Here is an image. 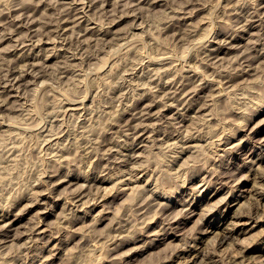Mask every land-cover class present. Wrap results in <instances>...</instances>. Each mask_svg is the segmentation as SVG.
Instances as JSON below:
<instances>
[{
  "label": "rangeland",
  "instance_id": "obj_1",
  "mask_svg": "<svg viewBox=\"0 0 264 264\" xmlns=\"http://www.w3.org/2000/svg\"><path fill=\"white\" fill-rule=\"evenodd\" d=\"M41 1L38 4V0H0V20L6 16L7 21L9 17L7 24L0 21V33L6 30L9 36L2 33L0 37L3 60L0 65H7L3 69L0 67V228L19 216L9 234L0 233V264H186L188 256L193 259L189 264H264V236L260 234L264 222L260 225L256 222L264 212L256 193L264 188V0ZM20 10H25V14ZM254 10H261L260 16ZM63 17L67 18L65 22ZM58 18L61 22L57 20L56 24ZM24 20L32 22L27 25ZM253 20L255 23L251 22ZM102 21L106 25L101 27ZM62 25L69 28L65 30ZM52 26L57 29L52 30ZM74 28L77 31H72ZM12 30L16 32H10ZM54 30L59 32H52ZM135 33L139 34L137 40H133L137 38ZM41 35L42 41L39 40ZM54 35H58L57 38ZM53 36L54 41L49 39ZM29 39L32 42L29 43ZM70 39L76 42H69ZM126 39L129 45L136 42L130 46L133 50H126L129 48L125 45ZM115 44L124 47L119 50ZM203 52L207 56L201 54ZM150 56L153 59L157 56L158 62ZM79 58L84 59V63ZM170 58L176 61L172 63ZM31 60L36 61L35 66L29 63ZM18 63L24 66L22 70ZM160 66L161 69L165 66V70L169 67L170 71L159 69V74ZM29 68H34L35 74ZM176 69L180 71L174 73ZM19 71L23 77L18 75ZM119 73L125 74L124 78L121 74L118 76ZM16 76L17 81L14 80ZM166 82L171 84L167 86ZM149 87L156 88L153 91ZM168 88L174 89V95ZM183 89L189 90L187 94ZM82 97L85 100L80 99ZM181 101L186 102H183L185 105ZM146 108L152 114H147ZM50 129L58 132L53 134ZM257 129L261 130L254 132ZM65 146L69 148L63 149ZM245 189L243 195L247 197L240 202L245 205L240 208L239 204H234V197ZM243 212L246 215L239 220ZM249 215L256 217L250 219ZM239 221L249 223L240 224ZM214 223L222 230L225 226L240 230L244 225L249 230L235 236L240 239L233 237L220 245V235L208 232ZM251 246L255 247L253 251L249 250ZM231 257H235V262Z\"/></svg>",
  "mask_w": 264,
  "mask_h": 264
},
{
  "label": "bare ground",
  "instance_id": "obj_2",
  "mask_svg": "<svg viewBox=\"0 0 264 264\" xmlns=\"http://www.w3.org/2000/svg\"><path fill=\"white\" fill-rule=\"evenodd\" d=\"M40 1H41V0H40ZM40 1L38 0V4H39ZM75 1H76V0H75ZM75 1H74V2H75ZM92 1H94V0H92ZM100 1L102 2V0H100ZM100 1H99V2H100ZM110 1H111V0H110ZM41 2H42V1H41ZM41 2H40V3H41ZM101 2H100V3H101ZM105 2H106V1H104V2H102V3H105ZM141 2H142V1H141ZM84 3H85V2H84ZM88 3H89V2H88ZM102 3H101V4H102ZM106 3H107V2H106ZM151 3H152V2H151ZM52 4H53V3H52ZM82 4H83V3H82ZM91 4H92V3H91ZM43 5H44V4H43ZM48 5H49V3H48ZM83 5H84V7H85L86 4H83ZM23 6H24V5H23ZM40 6H41V4H40ZM49 6H52V5L50 4ZM98 6H99V5H98ZM100 6H101V5H100ZM26 7H28V5H27ZM36 7H37V6H36ZM80 7H83V6H80ZM80 7H79V8H80ZM104 7H105V6H104ZM137 7H138V6H137ZM262 7H263V6H262ZM19 8H20V7H19ZM22 8H23V7H22ZM24 8H25V7H24ZM34 8H35V7H34ZM79 8H78V9H79ZM100 8H102V6H101ZM135 8H136V7H135ZM255 8H256V7H255ZM16 9H17V8H16ZM20 9H21V8H20ZM32 9H33V8H32ZM35 9H36V8H35ZM35 9H34V10H35ZM51 9H53V7H52ZM56 9H58V8H56ZM64 9H65V8H64ZM67 9H68V7H67ZM74 9H75V8H74ZM76 9H77V8H76ZM102 9H103V8H102ZM129 9H130V8H129ZM131 9H132V8H131ZM258 9H259V8H258ZM258 9H257V10H258ZM17 10H18L17 13H18V15H19V9H17ZM22 10H23V9H22ZM28 10H29V9H28ZM36 10H37V9H36ZM83 10H85V9H83ZM104 10H105V8H104ZM173 10H174V9H173ZM257 10H254V11L256 12ZM1 11H2V10H1ZM1 11H0V12H1ZM10 11H11V10H10ZM12 11H13V10H12ZM12 11H11V12H12ZM15 11H16V10H15ZM24 11H25V10H24ZM24 11L21 12V10H20L21 13H23ZM54 11H55V10H54ZM56 11H57V10H56ZM56 11H55V12H56ZM131 11H132V10H131ZM133 11H135V9H133ZM254 11H253V12H254ZM6 12H7V11H6ZM25 12H26V11H25ZM25 12H24V14H25ZM64 12H67V11H64ZM64 12H63V14H65ZM80 12H81V11H80ZM104 12H105V11H104ZM259 12L261 13V10H260ZM259 12H256V13H259ZM1 13H2V12H1ZM9 13H10V12H9ZM9 13L7 12V14H9ZM59 13L62 14V11L60 10ZM81 13H82V12H81ZM83 13H84V12H83ZM106 13H107V12H106ZM128 13H130V12H128ZM128 13H127V15H128ZM184 13H186V12H184ZM260 13H259V16H260ZM4 14H6V13H4ZM13 14L15 15L16 13H13ZM24 14H22V15H24ZM27 14H29V12H27ZM32 14H33V13H32ZM32 14H31V15H32ZM55 14H56V13H55ZM67 14H68V13H67ZM77 14H78V13H77ZM86 14H87V13H86ZM123 14H124V13H123ZM123 14H122V15H123ZM182 14H183V13H182ZM186 14H187V13H186ZM254 14H255V13H254ZM0 15H1V14H0ZM9 15H11V14H9ZM9 15H8V16H9ZM31 15H29V16H30V20L32 19ZM56 15H57V14H56ZM56 15H55V16H56ZM71 15H73V14H70V16H71ZM81 15H82V14H81ZM125 15H126V14H125ZM129 15H132V14H129ZM180 15H181V14H180ZM189 15H191V14H189ZM1 16H2V15H1ZM27 16H28V15H27ZM27 16H26V18H28ZM59 16H60V15H59ZM62 16H63V15H62ZM62 16H61V17H62ZM64 16H65V15H64ZM67 16H68V15H67ZM67 16H66V17H67ZM75 16L77 17V15H75ZM78 16L80 17V14H78ZM106 16H107V15H106ZM184 16H185V15H184ZM250 16H252V14H250ZM12 17H13V16H12ZM12 17H11V18H12ZM21 17H22V16H21ZM21 17H19V18H21ZM23 17H24V16H23ZM76 17H75V18H76ZM86 17H87V16H86ZM132 17H133V15H132ZM136 17H137V16H136ZM169 17H170V16H169ZM174 17H175V16H174ZM179 17H180V16H179ZM252 17H253V16H252ZM252 17H251V18H252ZM3 18H4V17H3ZM14 18H17V16H16V17L14 16ZM14 18H13V19H14ZM26 18H25V20H26ZM33 18H34V17H33ZM56 18H57V17H56ZM68 18H69V17H68ZM73 18H74V17L72 16L71 19H73ZM77 18H78V17H77ZM77 18H76V19H77ZM80 18H81V17H80ZM87 18H88V17H87ZM109 18H110V17H109ZM134 18H135V17H134ZM144 18H145V17H144ZM177 18H178V17H177ZM177 18L175 17V18H173V19H176V20H177ZM185 18H186V17H185ZM255 18H257V17H255ZM0 19H1V17H0ZM4 19H5V20H4ZM4 19H2V21H1V20H0V21H1V22L5 21V23H6L7 21H9V17H7V19H8L7 21H6V16H5ZM22 19H23V18H22ZM36 19H37V18H36ZM36 19H33V20L37 21ZM59 19H60V18L56 19V24H57V20H59ZM66 19H67V18H66ZM66 19H65V20H66ZM78 19H79V18H78ZM93 19H94V18H93ZM17 20H18V19H17ZM25 20H24V23H25V24L27 23V25H28L29 21L26 22ZM38 20H39V19H38ZM65 20H64V17H63L62 21L65 22ZM84 20H85V19H84ZM105 20H106V19H105ZM105 20H104V21H105ZM111 20H114V19H111ZM111 20H107V21L112 22ZM178 20H179V19H178ZM182 20H184V19H182ZM13 21H14V20H13ZM59 21H60V20H59ZM68 21H69V20H68ZM73 21H74V20H73ZM77 21H78V20H77ZM81 21H82V20H81ZM81 21H79V22H81ZM91 21H92V19H91ZM107 21H105V22H107ZM114 21H115V20H114ZM168 21H169V20H168ZM185 21H186V20H184V22H185ZM248 21H249V20H248ZM255 21H256V20H255ZM10 22H12L11 19H10ZM16 22H17V21H16ZM31 22H32V21H31ZM31 22H30V23H31ZM37 22H38V21H37ZM44 22H45V21H44ZM44 22H42V23H44ZM51 22H52V21H51ZM60 22H61V21H60ZM87 22H88V20H87ZM96 22H97V21H96ZM99 22H100V21H99ZM110 22H108V23H110ZM140 22H141V21H140ZM186 22H187V21H186ZM251 22H254V20L251 21ZM251 22H250V23H251ZM7 23H8V22H7ZM7 23H6V24H7ZM13 23H14V22H13ZM17 23H18V22H17ZM30 23H29V24H30ZM34 23H36V22H34ZM47 23H48V22H47ZM47 23H46V24H47ZM54 23H55V22H54ZM54 23H51V24H54ZM74 23H75V22H74ZM77 23H78V22H76V25H77ZM84 23H85V22H84ZM100 23H101V22H100ZM113 23H114V22H113ZM172 23H173V22H172ZM172 23H171V25H172ZM181 23H182V22H181ZM248 23H249V22H248ZM254 23H255V22H254ZM0 24H1V23H0ZM3 24H4V23H3ZM14 24H15V23H14ZM56 24H55V25H56ZM61 24H62V23H61ZM69 24H72V23L69 22ZM78 24H80V23H78ZM82 24H83V23H82ZM103 24H104V23H103V21H102L101 27H102ZM167 24H169V23H167ZM174 24H175V23H174ZM179 24H180V23H179ZM184 24H185V23H184ZM251 24H252V23H251ZM8 25H10V24H8ZM19 25H20V24H18V27H20ZM59 25H60V24H59V22H58V26H59ZM74 25H75V24H74ZM85 25H86V23H85ZM105 25H106V24H104V26H105ZM171 25H170V26H171ZM2 26H3V25H2ZM4 26H5V25H4ZM11 26H12V25H11ZM16 26H17V25H16ZM22 26H23V25H22ZM29 26H30V25H29ZM37 26H38V24H37ZM37 26H35V28H36ZM50 26H51V25H50ZM50 26H49V28H50ZM62 26H63V25H62ZM67 26H68V25H67ZM83 26H84V25H83ZM89 26H90V25H89ZM89 26H88V24H87V27H86V28H88ZM99 26H100V24L98 25V27H99ZM104 26H103V27H104ZM135 26H137V25H135ZM148 26H149V25H148ZM166 26H167V25H166ZM248 26H249V25H248ZM248 26H247V27H248ZM5 27H7V26H5ZM14 27H15V25H14ZM33 27H34V26H33ZM41 27H42V26H41ZM54 27H56V29H57V26H54ZM54 27L52 26V30H53ZM63 27H64L63 29H65V30H66L67 28H69V26H68L67 28H65V25H64ZM70 27H71V26H70ZM78 27H79V26H78ZM81 27H82V25L80 26V29H82ZM91 27H92V26H91ZM91 27H90V28H91ZM96 27H97V26H96ZM163 27H164V26H163ZM3 28H4V27H3ZM38 28H39V27H38ZM60 28H61V27H60ZM99 28H100V27H99ZM104 28H105V27H104ZM104 28H103V29H104ZM168 28H169V27H168ZM4 29H5V28H4ZM13 29H14V28H13ZM30 29H31V28H30ZM30 29H28V30H30ZM33 29H34V28H33ZM36 29H37V28H36ZM40 29H41V28H40ZM46 29H47V28H46ZM50 29H51V28H50ZM56 29H55V30H56ZM58 29H59V27H58ZM61 29H62V28H61ZM88 29H89V28H88ZM88 29H87V30L84 29V30L88 32ZM95 29H96V28H95ZM162 29H165V28H162ZM10 30H11V29H10ZM34 30H35V29H34ZM37 30H38V29H37ZM37 30H36V31H37ZM48 30H49V29H47V31H48ZM55 30L52 31V32H54V33H58V32H59V31H58V32H55ZM78 30H79V29H78ZM3 31H4V30H3ZM7 31H9V30H7ZM13 31H14V30H12V31H10V32H13ZM17 31H18V30H17ZM72 31H77V30H75V28H74V30L72 29ZM100 31H101V30H100ZM105 31H106V29H105ZM107 31H109V29H107ZM193 31H194V30H193ZM15 32H16V30H15ZM15 32H13V33H15ZM28 32H29V31H28ZM48 32H49V31H48ZM48 32H46V33L48 34ZM61 32H62V30H61ZM81 32H82V31H81ZM81 32H80V34H81ZM93 32H94V31H93ZM97 32H99V31H97ZM97 32H96V34H97ZM2 33H4V32H2ZM2 33H0V37H1ZM8 33H9V32H8ZM25 33H26V32H25ZM33 33H34V32H33ZM33 33L31 34L32 36H33ZM66 33H67V32H66ZM72 33H73V32H72ZM99 33H100V32H99ZM103 33H105V32H103ZM4 34H5V35L7 34V33H6V30H5V33H4ZM11 34H12V33H11ZM36 34H37V33H36ZM43 34H44V33H43ZM74 34H75V33H74ZM86 34H87V33H86ZM93 34H94V33H93ZM105 34H106V33H105ZM137 34H138V33H137ZM9 35H10V34H9ZM24 35H25V36L27 35V37H28V34H24ZM31 35H30V36H31ZM64 35H65V34H64ZM66 35L68 36V34H66ZM76 35L78 36V34H76ZM83 35H84V33H83ZM130 35H131V34H130ZM130 35H129V36H130ZM132 35H134V34H132ZM132 35H131V36H132ZM6 36H7V35H6ZM12 36H13V35H12ZM12 36H11V38H12ZM44 36H45V35H44ZM47 36H49V35H47ZM51 36H52V34L50 35V37H51ZM54 36L57 38L58 35H57V36L54 35ZM54 36H53L52 38H49V39H52V40H53ZM69 36H70V35H69ZM69 36H68V37H69ZM73 36H75V35H73ZM85 36H86V35H84V37H85ZM129 36H128V37H129ZM138 36H139V34L136 36V33H135V37H137V38H136V39H133V40H137V39L139 38ZM7 37H9V36H7ZM19 37H21V36H19ZM19 37H18L17 39H19ZM27 37H26V39H27ZM61 37H62V36H61ZM68 37H67V39H66V37H65V40H69ZM71 37H72V34H71ZM75 37H76V36H75ZM78 37H79V36H78ZM97 37H98V35H97ZM102 37H103V35H102ZM102 37H101V38H102ZM126 37H127V36H126ZM29 38H30V37H29ZM62 38H63V37H62ZM69 38H70V37H69ZM80 38H83V37H80ZM133 38H134V36H133ZM2 39H3V38H2ZM14 39H15V38H14ZM24 39H25V37H23V40H24ZM32 39H34V38L32 37ZM49 39L47 38L46 40H49ZM59 39H60V38H59ZM83 39H84V38H83ZM83 39H82V40H83ZM85 39H86V38H85ZM99 39H100V35H99ZM104 39H105V38H104ZM104 39H103V40H104ZM124 39H125V38H124ZM130 39H131V38L129 37V40H130ZM0 40H1V38H0ZM20 40H21V42L23 41L22 39H20ZM27 40H28V39H27ZM39 40L42 41V35H41V38H39ZM46 40H45V41H46ZM54 40H55V39H54ZM54 40H53V41H54ZM56 40H57V39H56ZM62 40H63V39H62ZM70 40H71V39H70ZM101 40H102V39H101ZM101 40H100V42H101ZM103 40H102V41H103ZM106 40H107V39H106ZM127 40H128V39H126L125 41L123 40L126 44H125V43H122V44L127 45V44L129 43ZM131 40H132V39H131ZM133 40H132V41H133ZM17 41H19V40H17ZM33 41H34V40H33ZM58 41H59V40H58ZM73 41H75V39H73ZM73 41L71 40V41H69V42H72V43H73ZM77 41H79L78 38H77ZM83 41H84V40H83ZM83 41H82V42H83ZM126 41H127V42H126ZM25 42H26V41H25ZM30 42H32V41L29 39V43H30ZM46 42H47V41H46ZM49 42H50V41H49ZM51 42H52V41H51ZM55 42H56V41H55ZM67 42H68V41H67ZM75 42H76V41H75ZM79 42H80V41H79ZM79 42H78V43H79ZM103 42H104V41H103ZM103 42H102V43H103ZM105 42H106V41H105ZM110 42H111V41H110ZM112 42H113V41H112ZM112 42H111V44L114 43V42H113V43H112ZM116 42H117V44L119 43L118 41H116ZM130 42H131V41H130ZM133 42H134V41H133ZM133 42H132V43H133ZM22 43H23V42H22ZM22 43H21V44H22ZM60 43H61V42H60ZM63 43H64V42H63ZM78 43H76V44H78ZM120 43H121V42H120ZM135 43H136V42H135ZM135 43H134V44H135ZM14 44H15V40H14ZM16 44H17V42H16ZM27 44H28V43H27ZM45 44H46V43H45ZM54 44H55V43H54ZM54 44H53V45H54ZM67 44H68V43H67ZM74 44H75V43H74ZM80 44H81V43H80ZM117 44H115L114 47H116ZM134 44H131V45L128 44V45H129V46H128L129 48H126V50H127V49H129V51H130V49L133 50L134 47H133V48H130V46H132V45H134ZM137 44H138V43H137ZM137 44H136V46H138ZM23 45H24V43H23ZM61 45H62V43H61ZM69 45H70V44H69ZM71 45H72V47L74 46L73 44H71ZM78 45H79V44H78ZM82 45H83V44H82ZM101 45H102V44H101ZM103 45H105V44H103ZM16 46H17V45H16ZM63 46L65 47V45H63ZM75 46H76V45H75ZM80 46H81V45H79L78 48H80ZM109 46H110V45H109ZM112 46H113V45H112ZM117 46H118V47H116V48L119 49V50H121V49H120L121 47H122V48L124 47L123 45H122L120 48H119L120 45H117ZM12 47H13V46H12ZM35 47H36V46H35ZM40 47H41V46H40ZM54 47H57V46H54ZM59 47H61V46H59ZM68 47H69V46H68ZM70 47H71V46H70ZM101 47H102V46H101ZM104 47H106V45H105ZM126 47H127V46H126ZM190 47H191V46H190ZM190 47H189V48H190ZM42 48L44 49V48H46V47H43V46H42ZM61 48H62V47H61ZM73 48H74V47H73ZM73 48H72V49H73ZM82 48H83V47H82ZM218 48H219V47H218ZM221 48H222V46H221ZM221 48H220V49H221ZM12 49H13V48H12ZM31 49H34V48H31ZM117 49H115L116 52H117ZM192 49H193V48H191L190 50H192ZM207 49H208V48H207ZM216 49H217V48H216ZM220 49H219V50H220ZM13 50H14V49H13ZM69 50H70V49H69ZM75 50H76V49H75ZM78 50H79V49H78ZM80 50H81V49H80ZM82 50H84V49H82ZM135 50H137V48H136ZM211 50H212V49H211ZM211 50H210V51H211ZM214 50H215V49H214ZM40 51H42V50H40ZM63 51H64V50H63ZM67 51H68V49H67ZM67 51H66V52H67ZM73 51H74V49H73ZM76 51H77V50H76ZM210 51H209V52H210ZM10 52H12V51H10ZM14 52H15V51H13V53H14ZM18 52H19V51H18ZM21 52H22V51H21ZM26 52H27V51H26ZM34 52H35V51H34ZM69 52H70V51H69ZM78 52H79V51H78ZM118 52H119V51H118ZM120 52H122V51H120ZM132 52H133V51H132ZM134 52H135V51H134ZM206 52H207V51H206ZM5 53H6V52H5ZM19 53H20V52H19ZM28 53H30V52H28ZM72 53H74V52H72ZM82 53H83V51H82ZM123 53L125 54L124 50H123ZM162 53H164V52H162ZM167 53H168V52H166V55H167ZM189 53H190V51H189ZM2 54H3V53H2ZM34 54H35V53H34ZM67 54H68V53H67ZM77 54H78V53H76L75 55H77ZM191 54H192V53H191ZM201 54H205V53L203 52V53H201ZM217 54H218V53H217ZM217 54H216V55H217ZM4 55H5V54H3V56H4ZM15 55H17V57H18V53L15 54ZM27 55H28V54H27ZM36 55H37V53H36ZM36 55H34V57H35ZM65 55H66V54H65ZM68 55H69V54H68ZM78 55H79V54H78ZM83 55H84V54H83ZM163 55H164V54H163ZM166 55H165V56H166ZM205 55L207 56V53H206ZM205 55H204V56H205ZM0 56H1V55H0ZM21 56H24V55L21 54ZM69 56H70V55H69ZM79 56H80V55H79ZM86 56H87V55H86ZM146 56H148V55H146ZM157 56H158L159 58H161L160 56H162V54H161L160 56H159V55H157ZM157 56L154 58V59H156V61H157V59H159V58H157ZM165 56H164V57H165ZM167 56H168V55H167ZM170 56H171V58H172L173 55H170V54H169V57H170ZM210 56H212V55H210ZM210 56H209V57H210ZM214 56H215V55H214ZM242 56H243V55H242ZM247 56H248V55H246V57H247ZM34 57H33V59H34ZM77 57H78V56H77ZM150 57H151V56H150ZM164 57H163V58H164ZM255 57H256V56H255ZM20 58H21V57H20ZM29 58H30V57H29ZM141 58H142V57H141ZM151 58H152V57H151ZM151 58H150V59H151ZM165 58H166V57H165ZM171 58H170V60H171ZM205 58H206V57H205ZM205 58H204V59H205ZM247 58H248V57H247ZM247 58H243V59L245 60V59H247ZM5 59H7L6 56L4 57V60H5ZM21 59H22V58H21ZM66 59H67V58H66ZM75 59H76V58H75ZM79 59H81V58H79ZM84 59H85V56H84ZM84 59H81V61L83 60V63H84ZM145 59H146V58H145ZM154 59L152 58L153 61H154ZM207 59H209V58H207ZM207 59H205V60H207ZM249 59H250V58H249ZM251 59H253V58H251ZM26 60H27V59H26ZM36 60H37V59H36ZM72 60H73V59H72ZM163 60H164V59H163ZM2 61H3V60H2V56H1V61H0V62H2ZM5 61H6V60H5ZM5 61H4V62H5ZM20 61H21V60H20ZM24 61H25V60H24ZM65 61H67V60H65ZM68 61H69V59H68ZM70 61H71V60H70ZM74 61H75V60H74ZM142 61H144V60H142ZM148 61H149V59H148ZM159 61H160V60H159ZM171 61H172V60H171ZM173 61H174V60H173ZM173 61H172V63H174V62L176 61V59H175L174 62H173ZM207 61H208V60H207ZM246 61H247V60H246ZM14 62H16V61H14ZM14 62H13V64H14ZM18 62H19V60H18ZM26 62H27V61H26ZM28 62H29V61H28ZM28 62H27V63H28ZM31 62H32V60H31L29 63H31ZM34 62H36V61H34ZM34 62H32V64H33ZM138 62H139V61H138ZM157 62H158V61H157ZM162 62H163V61H162ZM165 62H166V61H165ZM165 62H164V63H165ZM37 63L40 64V62H37ZM67 63H68V62H67ZM67 63H66V64H67ZM69 63H70V62H69ZM140 63H141V62H140ZM149 63H150V62H149ZM149 63H148V64H149ZM151 63H152V62H151ZM155 63H156V62H155ZM160 63H161V62H160ZM237 63H238V62H237ZM249 63H251V62H249ZM13 64H11V65H13ZM22 64H23V62H22ZM22 64H19V63H18V66H19V65H22ZM24 64L26 65V63H24ZM24 64H23V65H24ZM71 64H72V62H71L69 65H71ZM141 64H143V63H141ZM144 64H145V63H144ZM161 64L163 65V63H161ZM170 64H171V63H170ZM170 64H169V65H170ZM188 64H189V63H188ZM238 64H240V62H239ZM5 65H6V64H5ZM5 65H0V67L2 68V67L5 66ZM8 65H9V67H10V64H8ZM16 65H17V64H15V66H16ZM25 65H24V66H25ZM33 65L35 66V64H33ZM72 65H73V64H72ZM76 65H77V62H75V66H76ZM80 65H82V64H80ZM135 65H140V64H137V63H136ZM152 65H153V64H152ZM152 65H151V66H152ZM165 65H166V63H165ZM186 65H187V64H186ZM241 65H242V64H241ZM250 65H251V64H250ZM6 66H7V65H6ZM13 66H14V65H13ZM15 66H14V67H15ZM24 66H22V67L24 68ZM26 66H27V65H26ZM28 66H29V65H28ZM30 66H31V64H30ZM34 66H31V67H34ZM40 66L42 67V64H41ZM65 66H66V65H65ZM78 66H79V65H77L76 68H78ZM145 66H146V65H145ZM149 66H150V65H149ZM189 66H190V65H189ZM191 66H192V65H191ZM191 66H190V68H191ZM16 67H17V66H16ZM19 67H21V66H19ZM22 67H21V70H22ZM43 67H44V66H43ZM67 67H68V66H67ZM72 67H73V66H72ZM141 67H142V66H141ZM163 67H165V66H163ZM163 67H162V69H161V66H160V68L158 67V69H157L158 71H157V70H156V71L159 73V69H160V70H165ZM182 67H183V65H182ZM198 67H199V65H198ZM198 67H197V68H198ZM239 67L241 68V66H239ZM239 67H237V68H238V71L240 70ZM249 67H250V66H249ZM4 68H5V67H4ZM10 68H11V67H10ZM10 68H9V69H10ZM39 68H40V67H39ZM63 68H64V67H63ZM65 68H66V67H65ZM65 68H64V69H65ZM76 68H75V69H76ZM81 68H83V67L81 66ZM137 68H138V67H137ZM153 68H154V67H153ZM179 68H181V67H179ZM179 68H178V69H179ZM184 68H188V67L184 66ZM243 68H244V67H243ZM2 69H3V68H2ZM11 69H13V68H11ZM15 69H16V68H15ZM17 69H18V68H17ZM27 69H28V68H27ZM29 69H31V68H29ZM33 69H34V68H33ZM33 69H31V71H32ZM36 69H37V68L35 67V70H36ZM43 69H44V68H43ZM58 69H59V68H58ZM60 69H62V68H60ZM68 69H69V67H68ZM132 69H133V68H132ZM132 69H131V71H133ZM138 69H139V68H138ZM144 69H148V68H144ZM167 69H168V71H170L169 67H168ZM167 69L165 70V72H168ZM188 69H189V68H188ZM5 70H6V69H5ZM35 70H33V73H34V74H35V72H34ZM62 70H63V69H62ZM62 70H61V71H62ZM72 70H73V69H72ZM72 70H69V72L72 71ZM77 70L79 71V69H77ZM80 70H81V69H80ZM135 70H136V69H135ZM151 70H152V68H151ZM182 70H184V69L182 68ZM13 71H14V70H13ZM36 71H37V70H36ZM41 71H42V70H41ZM148 71H149V70H148ZM172 71H173V70H172ZM179 71H180V70H179ZM179 71L176 69L174 73L179 72ZM243 71H244V70H243ZM246 71H247V70H246ZM246 71H245V72H246ZM7 72H8V69H7ZM14 72H15V71H14ZM22 72H24V69H23ZM22 72L19 71L18 75H19L20 73H22ZM38 72H39V71H38ZM43 72H44V71H42V73H43ZM133 72H134V71H133ZM135 72H136V71H135ZM145 72H146V71H145ZM152 72H154V71H152ZM241 72H242V71H241ZM9 73H11V72L9 71ZM9 73H7V74L9 75ZM24 73H26V71H25ZM40 73H41V72H40ZM40 73H37V74H40ZM45 73H46V72H44V74H45ZM79 73H80V72H79ZM82 73H83V75H84V72H83V71H82ZM142 73H143V72H142ZM150 73H151V72H150ZM158 73H157V74H158ZM163 73H164V72H163ZM163 73H162V74H163ZM181 73H182V71H181ZM183 73H184V72H183ZM183 73H182V74H183ZM1 74H3V72H2ZM37 74H36V76H38ZM85 74H86V73H85ZM120 74H121V73H119L118 76H120ZM144 74L146 75V73H144ZM157 74H155V75H157ZM159 74H160V73H159ZM168 74H170V73H168ZM172 74H173V73H172ZM177 74H178V73H177ZM186 74H187V73H186ZM223 74H224V73H223ZM11 75H12V74H11ZM18 75H17V76H18ZM20 75H21V74H20ZM20 75H19V76H20ZM42 75H43V74H42ZM123 75H125V74H123ZM123 75L121 74V77H123ZM134 75H135V74H134ZM137 75H138V74H137ZM151 75H152V74H151ZM175 75H176V74H175ZM175 75H174V77H176ZM180 75H181V74H180ZM184 75H185V74H184ZM188 75H189V74H188ZM9 76H10V75H9ZM13 76H15V75L13 74ZM17 76L15 77V79H14V78H13V79L16 80ZM19 76H18V79L20 78ZM21 76H22V75H21ZM34 76H35V75H34ZM34 76H32V77H34ZM39 76H40V75H39ZM39 76H38V77H39ZM43 76H44V75H43ZM118 76H117V78H118ZM146 76H147V75H146ZM153 76H154V74H153ZM153 76H151V77H153ZM158 76H163V75H158ZM158 76H157V77H158ZM171 76L173 77V75H171ZM4 77H6V75H5ZM4 77H3V78H4ZM7 77H8V76H7ZM11 77H12V76H11ZM22 77H23V76H22ZM22 77H21V78H22ZM25 77H27V76H25ZM25 77H24V78H25ZM41 77H42V76H41ZM163 77H164V76H163ZM163 77H162V78H163ZM169 77H170V76H169ZM177 77H178V76H177ZM185 77H186V75L184 76V78H185ZM188 77H189V76H188ZM194 77H195V76H194ZM8 78H9V77H8ZM8 78H7V79H8ZM29 78H30V77H29ZM115 78H116V77H115ZM123 78H124V77H123ZM123 78H122V79H123ZM149 78H150V77H149ZM158 78H160V77H158ZM162 78H160V79H162ZM164 78H165V77H164ZM178 78H179V77H178ZM181 78H182V77H181ZM181 78H179V79H181ZM26 79L29 80V82H30V79H28V78H26ZM32 79H33V78H32ZM34 79H35V78H34ZM34 79H33V80H34ZM39 79H40V77H39ZM78 79H79V78H78ZM118 79H119V78H118ZM150 79H151V78H150ZM152 79H154V78H152ZM152 79H151V80H152ZM166 79H167V78H166ZM166 79H165V80H166ZM171 79H172V78H171ZM182 79H183V78H182ZM186 79L189 80L188 78H186ZM5 80H6V79H5ZM22 80H23V79H22ZM123 80H124V79H123ZM123 80H122V81H123ZM167 80H168V79H167ZM190 80H191V78H190ZM194 80H195V78H194L192 81H194ZM200 80H201V79H200ZM207 80H208V79H207ZM211 80H212V79H211ZM211 80H210V81H211ZM230 80H231V79H230ZM3 81H4V80H3ZM16 81H17V80H16ZM36 81H37V79H36ZM80 81H81V80H80ZM114 81H115V80H114ZM114 81H113V82H114ZM118 81H119V80H118ZM157 81H158V80H157ZM159 81H161V80H159ZM175 81H176V79H175ZM178 81H179V80H177V84H178ZM192 81H190V83H191ZM204 81H205V80H204ZM0 82H1V81H0ZM6 82L8 83V81H6ZM13 82L15 83V81H13ZM23 82H24V81H23ZM38 82H39V80H38ZM113 82H111V83H113ZM162 82H164V81H162ZM169 82H171V80H170ZM180 82H182V80H181ZM185 82H186V80H185ZM201 82H202V81H201ZM14 83H13V84H14ZM16 83H17V82H16ZM18 83H19V82H18ZM20 83L22 84L21 81H20ZM25 83H26V81H25ZM42 83H43V82H42ZM42 83H41V84H42ZM76 83H77V82H76ZM78 83H79V82H78ZM78 83H77V85H78ZM149 83H150V82H149ZM157 83L159 84V82H157ZM193 83H194V82H193ZM195 83H196V82H195ZM195 83H194V84H195ZM205 83H206V81H205ZM208 83H210V82H208ZM211 83H212V82H211ZM211 83H210V84H211ZM5 84H6V83H5ZM5 84H4V85H5ZM27 84H28V83H27ZM36 84H37V83H36ZM38 84H39V83H38ZM38 84H37V85H38ZM116 84H117V82H116ZM116 84H115V85H116ZM160 84H161V83H160ZM166 84H167V86H168V84H171V83H167V82H166ZM172 84H173V83H172ZM174 84H175V83H174ZM184 84H185V83H184ZM184 84H183V85H184ZM194 84H193V85H194ZM24 85H25V84H24ZM120 85H121V84H120ZM147 85H148V86H151V85H149V84H147ZM152 85L154 86V83H153ZM175 85H176V84H175ZM175 85H174V88H176ZM178 85H179V84H178ZM178 85H177V87H178ZM190 85H191V84H190ZM201 85H202V84H200V85L198 84V86H201ZM206 85H207V84H206ZM2 86H3V85H2ZM9 86H10V84H9ZM12 86H14V85H12ZM18 86H21V85H18ZM148 86H147V87H148ZM155 86H156V85H155ZM160 86H162V85H160ZM160 86H156V87H160ZM181 86H182V85H181ZM184 86H185V85H184ZM15 87H16V86H15ZM118 87H119V85H118ZM118 87L115 88V89H118ZM121 87H122V86H121ZM156 87H154V88H156ZM165 87H166V86H165ZM165 87H164V89H165ZM186 87H187V86H186ZM189 87H192V86H189ZM193 87H195V85H194ZM193 87H192L191 89L195 90ZM203 87H204V86H202L201 88H203ZM9 88H11V87H8V89H9ZM18 88L20 89V87H18ZM154 88H153V87H149L150 90H151V89L153 90ZM136 89H137V87H136ZM147 89H148V88H147ZM157 89H158V88H157ZM164 89H163V90H164ZM168 89L171 90L170 88H168ZM181 89H182V87H181ZM199 89H200V88H199ZM212 89H213V88H212ZM3 90H4V88H3ZM9 90H10V89H9ZM16 90H17V89H16ZM150 90H149V91H150ZM154 90H155V89H154ZM154 90H153V91H154ZM158 90H159V89H158ZM160 90H161V89H160ZM172 90H174V89H172ZM172 90H171L170 92H172ZM179 90H180V89H179ZM183 90H185L186 94H187V91H189V90L186 91V89H183ZM193 90H192V91H193ZM201 90H202V89H201ZM5 91H6V90H5ZM5 91H3V92H5ZM7 91H8V90H7ZM19 91H20V90H19ZM19 91H18V93H19ZM149 91H148V94H149ZM161 91H162V90H161ZM164 91H166V90H164ZM164 91H163V92H164ZM195 91H196V90H195ZM12 92H13V91H12ZM115 92H116V91H115ZM158 92H159V91H158ZM163 92H161L162 95L167 94V92H165V94H163ZM174 92H175V91H174ZM174 92H172L173 95H174ZM177 92H178V89H177ZM181 92H183V91H181ZM185 92H184V93H185ZM116 93H117V92H116ZM179 93H180V91H179ZM119 94H121V93H119ZM148 94H147V95H148ZM172 94H171V95H172ZM189 94H190V92H189ZM12 95H13V94H12ZM16 95H17V93H16ZM18 95H19V94H18ZM22 95H24V94H22ZM114 95H115V94H114ZM155 95H156V92H155ZM157 95H158V94H157ZM173 95H172V96H173ZM112 96H113V95H112ZM117 96H120V95H117ZM117 96H116V97H117ZM139 96H141V95H139ZM142 96H143V95H142ZM0 97H1V96H0ZM9 97H10V95H9ZM21 97H22V96H21ZM121 97H122V95H121ZM123 97H124V96H123ZM152 97H153V96H152ZM158 97L161 98V99L163 100L162 97H160V96H158ZM163 97H164V96H163ZM166 97H167V96H166ZM168 97H170V95H168ZM174 97H175V96H174ZM174 97H172V98H174ZM185 97H186V96H184V98H185ZM213 97H214V96H213ZM22 98H23V97H22ZM25 98H26V97H25ZM84 98H85V97H84ZM84 98L82 97V98H80V99H84ZM118 98H119V97H118ZM125 98H126V97H125ZM143 98H145V95H144ZM153 98H154V97H153ZM0 99H1V98H0ZM4 99H5V98H4ZM71 99H73V98H71ZM74 99H75V98H74ZM76 99H79V97L76 98ZM146 99H147V98H146ZM157 99H158V98H157ZM157 99H156V100H157ZM161 99H159V101H160ZM166 99H167V98H166ZM177 99H178V98H177ZM185 99H186V98H185ZM189 99H190V98H189ZM212 99H213V98H212ZM216 99H217V98H216ZM84 100H85V99H84ZM116 100H118V99H116ZM144 100H145V99H144ZM156 100H155V101H156ZM168 100H169V99H168ZM170 100H171V99H170ZM170 100H169L168 102H170ZM173 100H175V99H173ZM179 100H180V99H179ZM183 100H184V99H183ZM24 101H25V100H24ZM71 101H72V100H71ZM75 101H76V100H74V102H75ZM78 101L81 102L80 100H78ZM78 101H77V102H78ZM82 101H83V100H82ZM119 101H120V99H119ZM134 101H135V100H134ZM137 101H139V100L137 99ZM141 101H142V100H141ZM150 101H151V100H150ZM177 101H178V100H177ZM177 101H176V102H177ZM184 101H186V100H184ZM184 101H181V102H182V105H183L184 103H186V102H184ZM188 101H189V100H188ZM0 102H1V101H0ZM69 102H70V101H69ZM72 102H73V101H72ZM77 102H76V103H77ZM92 102H93V101H92ZM121 102H122V99H121ZM157 102H158V101H157ZM166 102H167V101H166ZM171 102H172V101H171ZM171 102H170V103H171ZM179 102H180V101H179ZM179 102H178V103H179ZM183 102H184V103H183ZM189 102H190V101H189ZM22 103H23V102H22ZM83 103H84V102H82V104H83ZM133 103H135V102H133ZM141 103H142V102H141ZM161 103H162V102H161ZM212 103H213V102H212ZM138 104H139V102H138ZM164 104H165V102H164ZM171 104L174 105V103H171ZM2 105H4V104H2ZM124 105H125V103H124ZM124 105H123L122 107H124ZM126 105H128V104H126ZM133 105H134V104H133ZM133 105H132V106H133ZM145 105H148V104H145ZM152 105H153V104H152ZM157 105H158V104H157ZM162 105H163V104H162ZM175 105H176V103H175ZM177 105H178V104H177ZM184 105H185V104H184ZM188 105H189V104H188ZM188 105H187V106H188ZM80 106H81V105H80ZM141 106H143V105H141ZM149 106H150V105H149ZM170 106H171V105H170ZM146 107H147V106H146ZM165 107H166V105H165ZM191 107H192V106H191ZM62 108H63V107H62ZM77 108H78V105H77ZM79 108H80V107H79ZM125 108H126V107H125ZM127 108H128V107H127ZM127 108H126V109H127ZM131 108L133 109V107H131ZM134 108H135V107H134ZM143 108H144V107H143ZM151 108H152V107H151ZM153 108H154V107H153ZM166 108H167V107H166ZM186 108H187V107H186ZM0 109H1V108H0ZM25 109H26V108H25ZM70 109H71V108H70ZM75 109H76V107H75ZM136 109H137V108H136ZM141 109H142V107L140 108V110H141ZM190 109H191V108H190ZM67 110H68V109H67ZM78 110H79V109H78ZM119 110H121V109H119ZM122 110H123V109H122ZM142 110H143V109H142ZM146 110H148V109L146 108ZM161 110H162V109H161ZM161 110H160V111H161ZM56 111H58V110L56 109ZM64 111H65V110H64ZM144 111H145V109H144ZM144 111H143V113H145ZM150 111H151V110H150ZM150 111L148 110L149 113L147 112V114L150 115V113H151ZM152 111H153V110H152ZM158 111H159V110H158ZM179 111H180V110H179ZM22 112H23V111H22ZM27 112H28V111H27ZM60 112H63V110L60 111ZM119 112H120V111H118V113H119ZM136 112H137V110H136ZM136 112H134L133 114L135 115ZM155 112H157V111H155ZM155 112H153V113H155ZM64 113H65V112H64ZM73 113H74V112H73ZM141 113H142V112H140L139 114L141 115ZM160 113H161V112H160ZM180 113H181V112H180ZM74 114H75V113H74ZM74 114H73V115H74ZM133 114H132V115H133ZM136 114H138V113H136ZM151 114H152V113H151ZM156 114H157V113H156ZM156 114H155V115H156ZM181 114H182V113H181ZM181 114H180V115H181ZM0 115H1V114H0ZM22 115H23V114H22ZM30 115H31V114H30ZM58 115H59V114H57V116H58ZM118 115H119V114H118ZM149 115H148V116H149ZM164 115H165V114H164ZM2 116H3V115H2ZM24 116H25V115H24ZM138 116H139V115H138ZM151 116H152V115H151ZM158 116H160V115H158ZM136 117H137V116H136ZM138 118H139V117H138ZM156 118H157V116H156ZM142 119H143V118H142ZM148 119H149V117H148ZM160 119H162V117H161ZM3 120H4V119H3ZM5 121H6V120H5ZM50 121H52V120H50ZM160 121H162V120H160ZM2 122H3V121H2ZM44 122H45V121H44ZM48 122H49V121H48ZM140 122H142V121H140ZM4 123H5V122H4ZM20 123H21V122H20ZM20 123H19V124H20ZM22 123H24V122H22ZM22 123H21V124H22ZM50 123H51V122H50ZM50 123H49V124H50ZM62 123H63V122H62ZM159 123H160V122H159ZM45 124H46V123H45ZM47 124H48V123H47ZM161 124H164V123L161 122L160 125H161ZM3 125H4V124H3ZM43 125H44V124H43ZM51 125H53V122H52ZM79 125H81V124H79ZM83 125L85 126L84 123H83ZM127 125H128V124H127ZM153 125H154V124H153ZM8 126H9V125H8ZM41 126H42V125H41ZM45 126H46V125H45ZM62 126H63V125H62ZM86 126H87V125H86ZM86 126H85V127H86ZM142 126H143V125H142ZM149 126H150V125H149ZM163 126H164V125H163ZM16 127H17V126H16ZM18 127H19V126H18ZM24 127H25V128H24ZM24 127H23L24 129H27V126H24ZM43 127H44V126H43ZM51 127H52V126H51ZM59 127H60V126H59ZM78 127H79V126H78ZM81 127H82V126H81ZM20 128H22L21 125H20ZM67 128H68V127H67ZM128 128L130 129L131 126L128 127ZM128 128H127V129H128ZM28 129H29V127H28ZM56 129H57V128H56ZM84 129H85V128H84ZM152 129H153V127H152ZM50 130H51V129H50ZM60 130H61V129H60ZM64 130H66V128H65ZM69 130H70V129H69ZM157 130H158V129H157ZM259 130H261V129H257V130L254 131V132H257V133H258ZM12 131H13V130H12ZM51 131H52V130H51ZM61 131H62V130H61ZM84 131H85V130H84ZM158 131H159V130H158ZM14 132H15V131H14ZM49 132H50V131H49ZM52 132H53V131H52ZM52 132H51V133H52ZM54 132L56 133V132H58V131L56 130V131H54ZM54 132H53V134H54ZM66 132H67V130H66ZM79 132H80V131H79ZM155 132H156V131H155ZM260 132H261V131H260ZM16 133H17V132H16ZM18 133H19V132H18ZM68 133H69V132H68ZM161 133H162V132H161ZM164 133H166V132L164 131ZM21 134H22V133H21ZM21 134H19V135H21ZM41 134H42V132H41ZM77 134H79L78 131H77ZM77 134H75V135H77ZM126 134H127V133H126ZM13 135H16V134H13ZM50 135H51V134H50ZM81 135H82V132H81ZM85 135H86V134H85ZM16 136H17V135H16ZM138 136H140V135H138ZM165 136H166V135H165ZM51 137H52V136H51ZM69 137H70V136H68V138H69ZM71 137H72V136H71ZM76 137H77V136H76ZM17 138H18V137H17ZM66 138H67V137H66ZM81 138L84 139V137H80V139H81ZM136 138H138V137H136ZM47 139H49V138H47ZM64 139H65V138H64ZM72 139H73V138H72ZM77 139H78V138H77ZM77 139H76V140H77ZM82 139H81V140H82ZM43 140H44V139H43ZM67 140H68V139H67ZM78 140H79V139H78ZM78 140H77V141H78ZM84 140H85V139H84ZM89 140H90V139H89ZM221 140H222V139H221ZM221 140H220V142H221ZM263 140H264V138H263ZM45 141H46V140H45ZM96 141H97V140H96ZM259 141H262V138H261V140H259ZM259 141H258V142H259ZM56 142H57V141H56ZM80 142H81V141H80ZM82 142H83V141H82ZM88 142H89V141H88ZM83 143H84V142H83ZM94 143H95V142H94ZM135 143H136V142H135ZM261 143H262V142H261ZM57 144H58V143H57ZM86 144H87V143H86ZM92 144H93V142H92ZM129 145H130V144H129ZM90 146H91V145H90ZM90 146H89V147H90ZM132 146H133V145H132ZM259 146H260V145H259ZM86 147H87V146H86ZM91 147H92V146H91ZM93 147H94V146H93ZM57 148H58V147H57ZM64 148H66V150H67V148H69V147H66V146H65V147H63V149H64ZM112 148H113V147H112ZM129 148H130V147H129ZM58 149H59V148H58ZM255 149H256V148H255ZM61 150H62V149H61ZM86 150H87V149H86ZM59 151H60V149H59ZM13 153H14V152H13ZM86 153H87V152H86ZM55 154H56V152H55ZM63 154H64V153H63ZM60 155L62 156V154H60ZM125 155H126V154H125ZM61 156H60V157H61ZM96 156H97V155H96ZM260 156H262V155H260ZM62 157H66V156H62ZM98 157H99V155H98ZM102 158H103V157H102ZM126 158H127V157H126ZM258 158H259V157H258ZM258 158H257V159H258ZM263 158H264V157H263ZM103 159H104V158H103ZM108 159H109V158H108ZM63 161H64V159H63ZM127 161H128V158H127ZM254 161H255V160H254ZM255 163H256V162H255ZM100 164H101V163H100ZM100 164H99V165H100ZM94 165H95V164H94ZM258 165H259V166L261 165L260 162H259ZM259 166H257V167H259ZM260 167H261V166H260ZM53 175H54V174H53ZM263 175H264V174H263ZM93 177H94V176H93ZM261 177H262V176H261ZM95 179H96V178H95ZM97 179H98V178H97ZM129 179H130V178H129ZM40 180H41V178H40ZM40 180H39V182H41ZM261 180H262V179H261ZM36 181H37V180H36ZM89 181H90V180H89ZM127 182H128V181H127ZM260 182H261V181H260ZM37 184H38V183H37ZM125 184H126V183H125ZM258 184H259V183H258ZM260 184H261V183H260ZM39 185H40V184H39ZM262 185H263V184H261V186H262ZM36 186H38V185H36ZM242 186H243V185H242ZM257 186H260V185H257ZM84 187H85V186H84ZM261 188H262V189L258 190L256 193L258 194V197H259V198H258V197H257V198L260 200V202H259L260 205H259V206H260V208L264 211V188H263V187H261ZM243 191H247V190H246V189H245V190H242V193H237V194H235V197H234V198H235V199H234V201H235L234 204H235V205L239 204L240 208H241V205H242V207H244V205H245L244 203H240L241 200H242V198H243V197H247L246 194L243 195V194H244ZM255 191H256V190H255ZM215 193H216V192H215ZM80 195H81V193H80ZM82 195H84V194H82ZM82 195H81V196H82ZM85 195H86V194H85ZM254 195H255V194H254ZM255 196H256V195H255ZM42 197H43V196H42ZM252 197H253V196H252ZM252 197H251V198H252ZM253 198H254V197H253ZM255 198H256V197H255ZM43 200H44V199H43ZM243 200H244V199H243ZM41 202H42V201H41ZM45 202H46V199H45ZM142 203H143V202H142ZM252 203H253V202H252ZM255 203H256V201H255L253 204H255ZM160 204H162V203H160ZM243 204H244V205H243ZM246 204H248V203H246ZM253 204H252V205H253ZM73 205H74V204H73ZM141 205H142V204H141ZM149 205H150V204H149ZM239 206H237L238 209H239ZM257 206H258V205H257ZM254 207H255V206H254ZM51 208H52V207H51ZM93 208H94V207H93ZM260 208H259V209H260ZM47 211H48V210H47ZM250 211H251V210H250ZM44 212H45V211H44ZM192 212H193V211H192ZM241 212H242V211H241ZM257 212H258V211H257ZM259 212H260V211H259ZM85 213H86V212H85ZM235 213H236V212H235ZM239 213H240V212H239ZM251 213H252V212H251ZM2 214H3V213H2ZM260 214H261V213H260ZM237 215H238V214H237ZM244 215H246V212L241 213V215L239 214V216H240V217H238V218H240L239 220H243L242 217H244ZM258 215H259V214H258ZM261 215H263V216H262V217L260 216V218H257V219H256V222H257L259 225L262 224L261 222H264V212H263V214H261ZM228 216H229V215H228ZM234 216H235V214H234ZM3 217H4V215H3ZM5 217H6V216H5ZM5 217H4V218H5ZM18 217H19V216H18ZM18 217H17V218H14V219H12V220H10L9 222H6V224H3V225H2V228H0V229H1V230H0V233H4V232L8 233V232H11L12 229H13V227H14V225H15V223L19 220ZM82 217H83V216H82ZM220 217H221V216H220ZM248 217L251 219V218H255L256 216L249 215ZM6 218H7V217H6ZM76 218H77V217H76ZM40 219H41V218H40ZM65 219H66V218H65ZM65 219H64V220H65ZM79 219H80V218H79ZM0 220H1V219H0ZM2 220H3V218H2ZM246 220H247V219H246ZM226 221H227V220H226ZM40 223H41V221H40ZM228 223H229V222H228ZM235 223H236V221H235ZM238 223H240V221H239ZM242 223H243V224H248L249 221H245V222H242V221H241L240 224H242ZM4 225H5V228L3 227ZM37 225H38V224H37ZM236 225H237V224H236ZM220 226H221V225H220ZM234 226H235V225H234ZM234 226H233V227H234ZM254 226H255V225H253L252 227H254ZM221 227H222V226H221ZM225 227H226V229L224 228L225 230H222V229H220V227L217 226L216 223H214V224L211 225V229L208 230V232H212L213 234H215V232H216L217 234L220 235V236H219V243H218V244H220V245H224V243H226V242H227L228 240H230L231 238L235 237L237 234L249 230V228H248V229H245V225H244L243 227H241L240 230L232 229V228L230 229V228H228L227 226H225ZM250 228H251V227H250ZM35 229H36V228H35ZM35 229H34V230H35ZM44 229H47V228H44ZM154 230H155V229H154ZM259 230H260V229H259ZM40 231L42 232L43 229L40 230ZM147 231H148V230H147ZM157 231H158V230H157ZM159 231H160V230H159ZM205 231H206V230H204V232H205ZM46 232H47V231H46ZM46 232H45V233H46ZM153 232H154V231H153ZM153 232H152V233H153ZM161 232H162V231H161ZM34 233H35V231H34ZM37 233H38V232H37ZM39 233H40V232H39ZM45 233H43V234H45ZM152 233H151V234H152ZM212 233H211V234H212ZM8 234H9V233H8ZM31 234H33V233H31ZM31 234H30V235H31ZM43 234H42V235H43ZM47 234H48V233H47ZM141 234H142V233H141ZM154 234H155V232H154ZM258 234H259V233H258ZM260 234H261L262 237L264 236V225H263V228L261 227V232H260ZM260 234H259V235H260ZM2 235H3V234H2ZM4 235H6V234H4ZM24 235H25V234H24ZM33 235H34V234H33ZM33 235H31V236H33ZM35 235H36V234H35ZM148 235H150V234H148ZM155 235H156V234H155ZM207 235H208V234H207ZM215 235H216V234H215ZM215 235H214V236H215ZM8 236H9V235H8ZM31 236H30V237H31ZM43 236H44V235H43ZM158 236H160V235H158ZM165 236H166V235H165ZM167 236H168V235H167ZM167 236H166V237H167ZM166 237H165V238H166ZM215 237H216V236H215ZM215 237H213V238H215ZM217 237H218V236H217ZM258 237H260V236H258ZM258 237H257V238H258ZM40 238H41V236H40ZM40 238H39V239H40ZM42 238H43V237H42ZM114 238H115V237H114ZM117 238H118V237H117ZM150 238H151V237H150ZM162 238H163V237H162ZM167 238H168V237H167ZM206 238H207V237H206ZM236 238H238V237H235V239H236ZM260 238H261V237H260ZM30 239H31V238H30ZM30 239H29V241H30V243H31V240H30ZM158 239H159V238H158ZM163 239H164V238H163ZM215 239H216V238H215ZM215 239H214V240H215ZM238 239H240V238H238ZM258 239H259V238H258ZM261 239H263V238H261ZM27 240H28V239H27ZM34 240H35V238H34ZM34 240H33V241H34ZM114 240H115V239H114ZM151 240H152V239H150V242H151ZM216 240H217V239H216ZM233 240H234V239H233ZM201 241H202V240H201ZM205 241H206V240H205ZM256 241H257V240H256ZM26 242H28V241H26ZM214 242H216V241H214ZM232 242H233V241H232ZM234 242H235V240H234ZM238 242H239V241H238ZM32 243H34V242H32ZM152 243H153V242H152ZM196 243H197V242H196ZM203 243H204V242H203ZM210 243H211V242H210ZM239 243H240V242H239ZM254 243H256V242H254ZM254 243H253V244H254ZM258 243H259V242L257 241V244H258ZM113 244H114V243H113ZM113 244H112V245H113ZM118 244H119V243H118ZM118 244H117V245H118ZM120 244H123V243L120 242ZM154 244H155V243H154ZM231 244L233 245L234 243H231ZM247 244H248V243H247ZM195 245H196V244H195ZM228 245H229V244H228ZM238 245H239V244H238ZM244 245H246V244H244ZM251 245H252V243H251ZM254 245H255V244H254ZM115 246H116V244H115ZM118 246H119V245H118ZM198 246H199V245H198ZM242 246H243V244H242ZM247 246H248V245H247ZM249 246H250V245H249ZM249 246H248V247H249ZM111 247H112V246H111ZM186 247H187V246H186ZM188 247H189V246H188ZM191 247H192V246H191ZM196 247H197V246H196ZM218 247H219V246H218ZM245 247H246V246H245ZM113 248H115V247H113ZM113 248H112V249H113ZM182 248H183V247H182ZM108 249H109V248H108ZM110 249H111V248H110ZM110 249H109V250H110ZM183 249H184V248H183ZM183 249H182V250H183ZM254 249H255L254 246H251V247L249 248L250 251H253ZM257 249H258V248H257ZM189 250H190V249H189ZM189 250H188V251H189ZM242 250H243V249H242ZM183 251H184V250H183ZM185 251H187V250H185ZM208 251H210V250H208ZM245 251H246V250H245ZM191 252H192V251H191ZM195 252H197V251H195ZM258 252H259V250H258ZM174 253H175V255H176V251H175ZM211 253H212V252H211ZM238 253H239V252H238ZM238 253H237V254H238ZM200 254H201V252H200ZM203 254H205V252H204ZM233 254H234V253H233ZM258 254H259V253H258ZM189 255H191V254H189ZM206 255H208V253H206ZM240 255H241V253H240ZM240 255H239V256H240ZM243 255H244V254H243ZM245 255H246V254H245ZM251 255H252V254H251ZM261 255H262V254H261ZM173 256H174V255H173ZM208 256H209V255H208ZM230 256H231V255H230ZM232 256H234V255H232ZM249 256H250V255H249ZM253 256H254L253 258H255L256 255H253ZM176 257H177V256H176ZM193 257H196V253L193 255ZM202 257H203V256H202ZM211 257H212V256H211ZM228 257H229V256H228ZM222 258H223V257H222ZM222 258H221V259H222ZM231 258H232V257H231ZM250 258H252V257H250ZM262 258H263V257H261V259H262ZM167 259H168V258H167ZM172 259H173V258H172ZM174 259H175V258H174ZM202 259H203V261H204V258H202ZM212 259H213V258H212ZM221 259H220V260H221ZM223 259H224V258H223ZM228 259H229V258H228ZM169 260H170V259H169ZM217 260H218V259H217ZM220 260H219V261H220ZM243 260H245V259H243ZM246 260H248V259H246ZM246 260H245V261H246ZM262 260H263V259H262ZM163 261H164V260H163ZM163 261H162V263H163ZM167 261H168V260H167ZM192 261H193V259H192V258H189V256L185 259V263H186V264L192 263ZM211 261H212V260H211ZM224 261H225V259H224ZM231 261L235 262V257H234V259L232 258ZM231 261H230V262H231ZM251 261H252V260H251ZM251 261H248V262H251ZM204 262H205V261H204ZM206 262H208V261H206ZM215 262H217V261H215ZM228 262H229V260H228ZM243 262H244V261H243ZM243 262H242V263H243ZM166 263H167V262H166ZM175 263H176V262H175ZM217 263H218V262H217ZM219 263H220V262H219ZM224 263H225V262H224ZM236 263H237V262H236ZM236 263H235V264H236ZM239 263H240V260H239ZM157 264H159V262H158ZM160 264H161V263H160ZM182 264H184V262H183ZM222 264H223V262H222ZM227 264H229V263H227ZM243 264H244V263H243ZM245 264H247V263H245Z\"/></svg>",
  "mask_w": 264,
  "mask_h": 264
}]
</instances>
